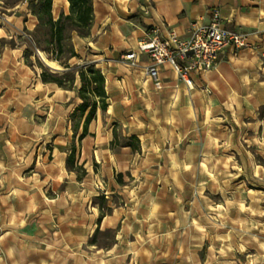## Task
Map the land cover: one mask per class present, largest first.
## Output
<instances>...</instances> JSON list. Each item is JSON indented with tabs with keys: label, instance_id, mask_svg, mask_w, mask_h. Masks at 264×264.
<instances>
[{
	"label": "rangeland",
	"instance_id": "1",
	"mask_svg": "<svg viewBox=\"0 0 264 264\" xmlns=\"http://www.w3.org/2000/svg\"><path fill=\"white\" fill-rule=\"evenodd\" d=\"M252 58L249 79L225 64L214 88L135 104L125 126L97 113L81 140L69 115L44 134V114L30 140L18 112L17 151H0V264H264V55ZM114 125L140 134L139 151L111 145Z\"/></svg>",
	"mask_w": 264,
	"mask_h": 264
},
{
	"label": "crops",
	"instance_id": "2",
	"mask_svg": "<svg viewBox=\"0 0 264 264\" xmlns=\"http://www.w3.org/2000/svg\"><path fill=\"white\" fill-rule=\"evenodd\" d=\"M92 9L89 36H73L78 58L70 59L68 64L81 65L85 61L101 70L108 102L102 114L110 117L112 124L125 126L126 119L137 117L139 108L135 104L152 105L161 98L162 102L175 103L179 94L197 93L205 85L214 88L213 84L222 78L225 64L241 65L247 72L243 77L249 79L252 57L264 55V0H93ZM213 9L219 11L227 30L246 36L247 47L225 51L212 70L193 77L191 89L182 86L170 67L164 65L158 68L162 89L156 91L154 81L147 78L142 68H131L122 62V56L135 51L138 42L152 31L162 40L172 34L184 38L191 25L208 24ZM60 13H68L67 1L52 0L53 18ZM36 24V18L28 11L27 0L12 8H3L0 2V151H17L18 112L19 125H26L28 139L34 140L38 139L36 116L46 115L47 128L43 132L47 134L52 128V136H56L59 130H64L68 115L80 102L78 80L73 90H63L53 84H42L38 70L26 66L23 57L26 45L19 46L17 37L24 30L32 31ZM12 39L15 46L9 44ZM85 50L89 54L83 57ZM141 61L146 58L142 56ZM129 136L141 140L137 132ZM94 147L97 154L98 146ZM34 229L35 225L31 226L30 230Z\"/></svg>",
	"mask_w": 264,
	"mask_h": 264
},
{
	"label": "trees",
	"instance_id": "3",
	"mask_svg": "<svg viewBox=\"0 0 264 264\" xmlns=\"http://www.w3.org/2000/svg\"><path fill=\"white\" fill-rule=\"evenodd\" d=\"M24 0H0L3 8H12ZM68 13H60L56 19L52 16V0H27L29 13L36 18L37 24L32 31L24 30L19 35L20 45H26L24 62L28 67L40 70L42 84H53L63 90H73L78 80L77 97L79 103L69 114L68 122L73 135L79 134V140L88 134L89 124L95 120L97 113H105L108 107L105 91V78L94 64L69 65L68 61L78 58L72 42L73 36H89L93 22V0H66ZM10 46H15L12 39ZM36 50L44 53L48 60L56 62L64 70L53 72L39 60ZM111 145L139 151V140L136 136H118L115 125L112 130ZM74 150L68 155L66 165L73 168ZM103 203L106 199L101 197ZM98 223L106 216L103 206H99ZM90 245H97L94 236Z\"/></svg>",
	"mask_w": 264,
	"mask_h": 264
},
{
	"label": "built area",
	"instance_id": "4",
	"mask_svg": "<svg viewBox=\"0 0 264 264\" xmlns=\"http://www.w3.org/2000/svg\"><path fill=\"white\" fill-rule=\"evenodd\" d=\"M247 47L244 34L227 30L217 9L210 12L206 25H191L186 37L170 35L160 39L156 31L142 38L135 51L122 56L131 68H142L147 78L154 81V89H162L158 68L164 65L177 75L179 81L191 89L193 77L199 71H210L227 50H242ZM144 56L146 61H141Z\"/></svg>",
	"mask_w": 264,
	"mask_h": 264
},
{
	"label": "water",
	"instance_id": "5",
	"mask_svg": "<svg viewBox=\"0 0 264 264\" xmlns=\"http://www.w3.org/2000/svg\"><path fill=\"white\" fill-rule=\"evenodd\" d=\"M36 53L39 55L40 59L45 63V60H44V58L42 57L41 53H40L38 50H36ZM45 65L48 66L46 63H45ZM48 67H49V66H48Z\"/></svg>",
	"mask_w": 264,
	"mask_h": 264
}]
</instances>
